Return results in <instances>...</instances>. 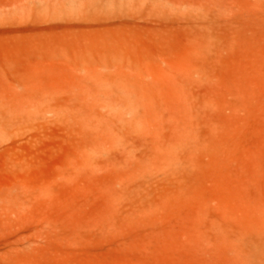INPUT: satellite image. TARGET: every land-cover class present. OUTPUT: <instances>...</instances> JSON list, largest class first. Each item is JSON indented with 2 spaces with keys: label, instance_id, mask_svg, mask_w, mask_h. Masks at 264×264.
<instances>
[{
  "label": "rangeland",
  "instance_id": "374dc122",
  "mask_svg": "<svg viewBox=\"0 0 264 264\" xmlns=\"http://www.w3.org/2000/svg\"><path fill=\"white\" fill-rule=\"evenodd\" d=\"M197 1L0 0V264H239L218 231L264 225V0H214L207 47ZM186 128L187 161L144 164Z\"/></svg>",
  "mask_w": 264,
  "mask_h": 264
},
{
  "label": "bare ground",
  "instance_id": "6f19581e",
  "mask_svg": "<svg viewBox=\"0 0 264 264\" xmlns=\"http://www.w3.org/2000/svg\"><path fill=\"white\" fill-rule=\"evenodd\" d=\"M208 0H204V1H202V0H198L197 1V3H194V4H197L196 5V7H197V9L199 8V9H201L202 10V14H203V12H207L208 14V16H209V18H208V20L206 21V19H204V16H202L203 17V20H205L206 22H204V23H206L205 25H203V29H204V31L201 33V31H199L200 33H201V39H200V41L201 42H203V44H204V46H210V44H212L213 43V40H214V36L216 35V34H213V30L216 28L215 27V25L213 24L214 22V17L213 16H219V14L221 13V11H222V9H225L223 12H225L226 10H227V12H229L230 10H231V6H229L230 5V2H229V4L226 6V5H224L225 7H230L229 9H227V8H225L224 6H223V2H222V4H218L217 2H216V6H215V1L214 0H210V1H208ZM232 1V0H231ZM154 2V1H153ZM201 2H203V4L201 3ZM204 2H205V4H204ZM124 3V2H123ZM129 3V2H128ZM132 0H131V4L130 5H132ZM155 3V2H154ZM201 3V4H200ZM210 3H213V5H211ZM221 3V2H220ZM155 4H158V3H155ZM226 4V3H225ZM159 5V4H158ZM155 6V5H154ZM195 5H193V8H195L194 7ZM220 7L221 6V11L219 10V9H217L216 7ZM213 7H215V9H213ZM196 8H195V11L194 10H192L193 11V14H197V16L199 15V13H197V10ZM216 9H217V12L218 11H220V13L218 14L217 12H216ZM229 10V11H228ZM191 11V10H190ZM194 12H196V13H194ZM214 12H216V13H214ZM215 14V15H214ZM223 14H226V13H223ZM222 15V14H221ZM234 15H235V13H234ZM201 16V15H200ZM201 17V18H202ZM219 17H221V16H219ZM217 19H219V18H217ZM234 19H235V16H234ZM226 21V20H225ZM215 22H217V21H215ZM220 22V25H221V23H223L222 21H219ZM203 22H202V24H204ZM226 22H224V24H225ZM214 25V27H213V30H212V26ZM230 26V25H229ZM221 27H223L222 25H221ZM224 30H225V28H223ZM227 29V28H226ZM228 29H229V27H228ZM243 29V28H242ZM216 30V29H215ZM222 30V29H221ZM230 30V29H229ZM236 30V29H235ZM234 30V31H235ZM233 31V30H232ZM224 32V31H223ZM228 32V31H227ZM198 33V32H197ZM200 33H198L199 34V36H200ZM225 33V32H224ZM229 33V32H228ZM227 33V34H228ZM230 33H232V32H230ZM197 34V35H198ZM236 34V33H235ZM229 35V34H228ZM234 35V34H233ZM217 36H219V35H217ZM222 36H224V35H221V36H219V37H222ZM230 36V35H229ZM231 37V36H230ZM199 41V40H198ZM230 41H232V39H230ZM120 74V73H119ZM122 74H120V76H121ZM116 75H114V76H111L110 77V79L108 80V81H110V85L111 86H113L112 88H114V90L116 89L117 90V92H115L114 90V97L112 98V100H105L106 102H107V105H110V104H113L112 106H114L115 104L117 105V107L116 108H118L119 109V112H117V111H115L114 113L111 111L110 113H112V115H113V117L115 116V118H116V120H117V117H119V116H121V118L120 119H118V121L119 120H121L122 119V115H120V114H123V112L122 111H126V112H128V114L130 115L129 116V118H126L125 117V119L124 120H126L127 121V119L129 120L128 121V125H132L133 124V122L134 123H136L137 125H138V122L139 121H141L140 119V115H139V113H138V105L139 104H141V102L139 101V99H138V97L136 96L137 94L136 93H134V92H132L133 91V89H131V92H127V91H129V89H127V91H125L124 89V87H125V85L124 84H122L121 82L122 81H120L119 80V78H117V77H115ZM121 78V77H120ZM104 79V78H103ZM125 79V78H124ZM99 80V79H98ZM128 80V79H127ZM124 82V81H123ZM105 83V82H104ZM129 83V82H128ZM131 83H132V80H131ZM98 84V83H97ZM100 84V83H99ZM126 85H127V82H126ZM124 86V87H123ZM98 87V86H97ZM103 87H104V85H103ZM127 87H129V85L127 86ZM132 88H133V85L131 86ZM107 88V87H106ZM105 91V90H104ZM106 92V91H105ZM111 92H112V90H111ZM102 94V93H101ZM108 94V93H107ZM103 95V94H102ZM110 95V94H109ZM106 96V95H105ZM104 97V96H103ZM106 98H107V96H106ZM82 99V98H81ZM108 99V98H107ZM100 100V99H99ZM2 102V101H1ZM115 104H114V103ZM28 103V102H27ZM29 105H31V104H29ZM35 105H37V104H35ZM106 105V104H105ZM3 106V105H2ZM32 107V106H31ZM65 107V106H64ZM68 107V106H67ZM29 108H30V106H29ZM105 108V107H104ZM108 108V107H107ZM110 108V107H109ZM112 108V107H111ZM115 108V109H116ZM5 109V108H4ZM25 109V108H24ZM114 108H113V111L115 110ZM117 109V110H118ZM31 110H33V107H32V109ZM65 110H66V108H65ZM70 110H72L71 108H70ZM102 110H103V108H102ZM109 110L110 109H108V111L106 112V114L108 113L109 114ZM3 111V110H2ZM9 111V110H8ZM141 111V110H140ZM23 112V111H22ZM70 112V111H69ZM16 113V112H15ZM14 113V114H15ZM104 113V112H103ZM141 113V112H140ZM144 114V113H143ZM143 114H141V115H143ZM9 115V114H8ZM111 115V116H112ZM98 116H100V115H98ZM125 116H126V114H125ZM3 117V116H2ZM106 117H108V116H105V118ZM76 118V117H75ZM98 118V117H97ZM102 118H104L103 116H102ZM144 118V117H143ZM142 118V119H143ZM110 119V118H109ZM122 119V120H123ZM75 120V119H74ZM122 122H125V121H122ZM131 122V123H130ZM142 123H144V120L143 121H141ZM111 123L113 124V122H112V119H111ZM110 123V124H111ZM119 124L121 123V122H118ZM130 123V124H129ZM109 124V125H110ZM127 125V124H126ZM134 125V124H133ZM132 125V126H133ZM137 125H136V127H137ZM139 125H141V123L139 122ZM139 125H138V128H140L139 127ZM114 126V125H113ZM142 126L143 125H141V128L140 129H144V126H143V128H142ZM122 127V126H121ZM124 127V126H123ZM111 128V127H110ZM120 129V128H119ZM116 130H117V128H116ZM138 130V129H137ZM145 130V129H144ZM110 131V130H109ZM117 131H119V130H117ZM177 130H175V132H176ZM141 132V131H140ZM143 132V131H142ZM190 132V131H189ZM188 131H187V128L186 129H182V131L181 130H178L177 132H176V134L173 136V137H171V138H167V139H165L164 138V140H166V141H164V144H161V145H163V146H161V147H158L157 146V144H155L153 147H155L154 148V153L153 154H151V155H149V156H147V157H145L144 159H143V162H144V164H145V162H148V161H154L155 160V162H156V160L158 159V160H162L164 163H166V164H168V165H170V166H172L173 167V169L176 167V165H177V163H183L186 159H184V157H181V156H179V153H178V149H181V148H184L185 146H188V144H187V142L189 141V139H191L190 138V136L191 135H189L190 133H189ZM117 133V132H116ZM90 135V134H89ZM117 135H118V133H117ZM96 136V135H95ZM112 136V135H111ZM99 137V136H98ZM116 139H117V137H116ZM156 140V139H155ZM104 141H105V139H104ZM158 141V140H157ZM99 142V141H98ZM112 142V141H111ZM149 142H153V141H149ZM156 142V141H155ZM160 142V141H159ZM96 143V142H95ZM100 143V142H99ZM163 143V142H162ZM107 144V143H106ZM111 144V143H110ZM149 145H150V143H148ZM147 144V145H148ZM98 145H101V144H98ZM148 145V146H149ZM157 146V147H156ZM195 146V145H194ZM150 147V146H149ZM189 147V146H188ZM188 147H186L187 149H188ZM196 147V146H195ZM195 147H194V149H195ZM99 148V147H98ZM186 149V150H187ZM190 151V150H189ZM93 152L95 153V151L93 150ZM97 152V151H96ZM187 152H188V150H187ZM92 154V153H91ZM144 154V153H143ZM186 154V153H185ZM187 155V154H186ZM190 155V154H189ZM189 155H187V156H189ZM187 159H188V157H187ZM187 161V160H186ZM196 161V160H195ZM198 163V162H197ZM186 165V164H185ZM196 165V164H195ZM186 166H188V165H186ZM190 168V167H189ZM176 169V168H175ZM185 172V171H184ZM248 223V222H247ZM242 224V223H241ZM246 223H244V225H245ZM260 224H261V222H260ZM243 225V224H242ZM250 225V224H249ZM257 225V224H256ZM258 226H260V225H258ZM245 226H243V228H244ZM249 227H251V225L249 226ZM256 227V226H255ZM255 227H251V228H255ZM242 228V227H241ZM248 230H246V231H250L249 230V228H247ZM256 230H252V231H250V232H247V233H244V232H239L240 230H238V232H235L234 234H232V235H230V234H228V233H226V232H222V231H218V235L220 236V239L221 240H223V241H225L233 250H234V252H235V254H236V256H237V258H238V260H239V264H264V225L263 226H261V227H256L255 228ZM244 231H245V229H244ZM218 237H214V239H217ZM221 240H220V242H221ZM219 242V243H220ZM225 244V243H224Z\"/></svg>",
  "mask_w": 264,
  "mask_h": 264
}]
</instances>
